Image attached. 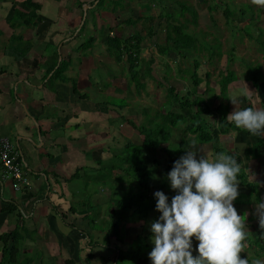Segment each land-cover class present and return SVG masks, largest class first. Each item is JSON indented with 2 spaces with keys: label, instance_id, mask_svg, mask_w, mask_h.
<instances>
[{
  "label": "trees",
  "instance_id": "16d2710c",
  "mask_svg": "<svg viewBox=\"0 0 264 264\" xmlns=\"http://www.w3.org/2000/svg\"><path fill=\"white\" fill-rule=\"evenodd\" d=\"M154 1L156 0H152V2ZM158 1L163 2L164 0ZM3 2L14 3L15 0H0V6ZM109 2L114 5L112 6L113 9L107 6ZM178 2L180 4L178 14L183 16L185 12H189L191 14L190 19L184 18V21L175 23L174 21H178L176 20L178 16L173 12H165L159 14V16L161 18L164 17L165 20L159 22L157 28H155L153 24H149L146 34L134 28L133 31L127 30L125 26L135 25L137 20L142 18L139 16L137 19L128 18L118 22V24L115 25L116 28L123 23L125 26H123L121 32L117 34L113 33L115 29L114 26H106L104 32L101 34L103 35L102 41L106 44L109 53L114 55L116 61L125 60L128 63V69L131 75L130 79L136 82V88L138 90L145 86V83L141 82L139 77L142 79L150 77L155 80L159 86L165 88L166 96L164 103H166L165 107H167L164 112H161L159 110L160 108L156 109L157 113L153 116L155 120L152 118V120L147 123L148 125H138L124 115L119 116V120L121 122L123 121L122 123L126 122L132 125L138 132V135L134 138L139 142L136 143L127 139L125 142L117 144V146H121L118 153L106 159H99L96 161L97 174L102 177H105V175L106 177L108 176L106 179H101L100 183L106 186L109 184L110 186L112 184L117 185V194H115L114 197L112 192L109 197L108 202L110 204L108 203V206L112 210L109 212V219L104 222L106 233L103 241L106 248L114 252V256L109 263L101 262V264H136L137 261L141 259H149L148 252L149 250L151 252L154 248V245H150L148 242V239L152 236L151 230H146L145 222L142 223L139 228H136L137 232L129 241L131 245L125 244V232L128 231V228H131L126 226V222L134 223L140 219L143 220L147 218L152 209L156 208L157 198L153 191L155 189L163 192L168 191L169 203H171L172 197L177 193H175V190H170L171 184L167 178V173L172 170L174 162L184 155V139L187 138L188 135H193L195 141L200 144L213 143L215 154L219 152L229 154L226 148L213 142L215 130L221 135H228L230 131H243L246 135L251 134L247 130L237 128L226 119L227 115L235 110L232 101L228 99L227 93L229 84L236 80V72L228 67L225 68V71L220 72L218 91L210 84V72L205 73V79L198 74V69L201 65L199 59L200 51H206L208 62H213L214 59L221 56V44L218 37L215 36V38L209 41L204 38V35L199 39L195 33L188 32V23L191 22L195 24L198 14L191 5L186 4L184 1ZM197 2L200 3L202 0H197ZM83 3L84 1L77 0L76 6L81 8ZM120 3L121 0H91L89 1V5L92 7L88 8V12L111 11L115 14V18L119 20L115 12L117 5ZM254 5L255 4L242 3L240 6H235L231 2L228 3L225 0H213L212 3L207 5V9L212 12L215 8L222 7L225 24L229 27L232 36L238 35V37L242 38L243 35H246L250 39H254L257 43L256 47L258 52L264 57V28L256 25V20L260 17L259 11L262 10L264 13V6H260L257 8L258 11H256V9L254 10ZM40 9L41 2L39 0H22L19 5H15L11 9V15L7 19L9 27L12 29L21 27L36 28L40 22L46 19L39 14L38 11ZM171 19L173 21H170ZM234 19H236L238 23L244 22V25L240 26L239 24H233L232 22ZM48 23L49 22H47V25ZM50 24L51 22L49 25ZM213 24H215V22ZM87 25L85 20L80 25L79 29L76 25L74 32L70 34V37H73L72 40L76 39L77 36L80 37L85 33L84 31L87 32ZM159 28L165 29V42L157 45L159 54L166 55L169 51V53L173 52V54H177L182 61L193 59L192 65H188L185 68L180 67L179 69L178 75L180 78L187 80L193 85L185 94L181 95V90H178L179 86L171 85L167 76H164L165 78L163 79H159L158 76H155L153 65L156 58L154 56L147 60L140 58L142 49L141 42L146 36L150 37L149 39L151 40L153 35L155 36V34H157ZM253 30L256 31V36L253 35ZM63 39H65V37L62 38L60 42H63ZM95 40L96 37H89L86 41L80 42L74 50L81 51L80 55H83L85 51L94 44ZM8 41L11 45L7 47V52L9 51L8 53L10 56H13L15 59L20 60L23 57L29 56L28 54L31 52L33 55L36 54L31 48L33 42L31 38H24L21 33H12ZM52 44L51 41L47 42L44 49L52 46ZM232 45L234 46V44ZM233 46L231 50L228 51L226 66L234 60ZM43 51L41 56L45 57L46 55L43 54ZM60 56V53L54 49L53 53L47 56V59L42 64H37L41 72L40 79L45 80L49 76L47 79L49 82L60 81L64 82V84L70 83L72 93L78 94L79 97H85L86 95L80 93L77 78L69 76L66 73L70 67L71 59L61 56L60 61H58ZM240 60L241 64L244 66L243 80H245L248 85H251L253 92H251L248 97L242 96V102L238 103L239 108L242 109V105L245 104L243 108L254 107L264 109V102L259 100L261 90L264 91V87L262 86L264 83V71L262 70L264 60L263 63L242 58H240ZM139 66L141 69L136 70V67ZM7 69L8 66H0V73L7 71ZM202 83L205 85L204 89L201 92H197V88ZM111 106L114 107V110L115 105L110 104V107ZM210 117L213 118L212 121ZM75 127L74 125V128ZM177 131L181 132V138L179 137V143L177 144L178 149L172 150L170 144L175 140ZM114 138L116 137L112 139ZM112 144L114 145V142L109 144V146H112ZM262 149H264V137H259L257 141L250 144L244 150V154L247 158L251 156L259 159ZM214 152H212V155H214ZM46 155L47 157L53 156L51 153H47ZM238 163L241 165V162L238 161ZM84 168L85 166L77 168L72 176L66 180H79L81 175H83L82 170ZM241 171L238 174L239 184L246 188L253 187L254 183L246 179ZM112 176H116V182L112 180ZM84 178H86V174ZM122 181L127 183V187L122 184ZM125 191L129 193H124ZM121 194H128L129 196H122ZM15 204V200H11L4 211L8 215L14 213L17 211ZM235 205H239L238 201H235ZM68 211H73L72 207H70ZM92 213L93 215L91 217L84 215L86 218L88 217L90 219L89 223H91V221L96 222V218L99 214V207H97V209L92 208ZM59 215L66 225L70 228L74 227L73 222H68L66 220L67 216L65 212H59ZM257 226H259V222ZM100 228H103V225H101ZM112 235L115 236L117 242L125 244L126 247L118 243L114 244L112 248L109 247V239ZM24 237L26 236L21 232V226L17 223L13 229L0 233V241L2 242L0 264H29V262H31L32 259H29L27 255L28 252L24 251V245L22 243ZM88 238L90 239L89 244L94 245L95 248L98 242L93 241L92 235H88ZM193 238L195 239V237ZM246 243L255 244L254 246L258 247L257 249L259 252H264V237L258 236L256 239L247 237ZM92 249L93 248H91L84 257L87 262L94 257L93 252H91ZM21 255H23V258ZM65 263L73 264L74 262L69 258L65 259ZM249 264H253V262H249Z\"/></svg>",
  "mask_w": 264,
  "mask_h": 264
},
{
  "label": "rangeland",
  "instance_id": "374dc122",
  "mask_svg": "<svg viewBox=\"0 0 264 264\" xmlns=\"http://www.w3.org/2000/svg\"><path fill=\"white\" fill-rule=\"evenodd\" d=\"M17 1L16 4L19 5L21 0H15ZM75 0H60L58 2H55V7L50 8L49 6L46 8L47 18L43 20V22H40L39 25L34 28H15L12 29L9 27L7 19L11 15V8L14 6L13 3L10 2H3L4 4V10L0 11V46L3 45L1 52L5 54V58L3 59V63L5 65H8V69L11 70L12 67H16L17 61L13 60V56H9L10 54L7 52V47L11 45V43L8 41L9 36L12 33L19 34L21 33L24 38H31L32 42V49L36 52L35 55L33 53H29V57L34 59L40 58L41 52L44 50L45 44L49 41H51L53 44L51 46L52 50L55 49L57 43H60V40L64 37H66V41H64V45L67 49L64 50V57L71 59L70 67L67 70V75L78 78L79 71L84 70L82 72V80H80L78 83V87L80 90V93L86 95L85 97H79L78 94L72 93L70 89V83H67V90H64V121L66 122L67 119H69V127H66L67 130L64 131V134H67L68 131L74 130V126H71V123L73 122H82V121H89L90 126H88V130L93 133L94 130L99 131L100 133L97 135V137H94V141L90 140V143H95V150L89 154L90 160L85 161V156L81 157L78 162L74 163L73 161L71 164V171H74L79 164H85L88 168L85 166V168L82 170L83 175H81L80 179H73L70 181V184L74 186L76 190L73 191L72 187V197L70 196V192H66L64 190V207H68L67 204L69 203V206H73L72 210L74 212H78L80 210L79 206L85 203V210H87L88 207L95 208L99 207V214L96 218V222L91 221V223L88 224L89 218H87V221H84V223H81V220L86 217L83 216L84 213H82L83 218H81V215H72L70 212H66L67 219L73 220L75 224H78L79 227L83 226L84 228H95V233L98 231L99 233H96L95 236L92 234V238L95 242H98V245L96 248H94L93 255L94 257L90 259V261L85 260V256L88 253L89 249L91 247H87L88 243H86L85 240L82 241V247L84 248L82 252H80L79 257H77L76 254L67 252H60V254L57 253H50L46 252L45 246L37 240V235L34 233V231H31L33 229L27 228L26 230L29 231V235L34 237L36 240L35 248L31 250V252H28L30 254H27L29 256V259L31 260V264H66L65 259H72L73 264H101V262L109 263L112 261L114 252L109 250V248H106V245L103 244V237L106 233V227H104L105 220L109 219V212L112 210L108 206V201L111 193L113 192V196L115 197V194H117V185L110 184L108 186L103 185L100 183L101 179H106V177L99 176L96 172L97 163L96 161L99 159H106L113 154L118 153L120 145L117 146V144H120L122 142H125L127 139L130 141H134L138 143L139 141H136L134 137L138 135V132L132 127V125H129L128 123L124 122L122 123L119 120V116L124 115L129 120L133 121L135 124L138 125H146L148 122H150L155 116L156 109H159L161 112L165 111L166 103L165 102V96H166V90L164 87L159 86L155 80H153L150 77H145L142 79L139 77L140 81L145 83V86L141 89L136 88V82L130 79V72L128 69V63L125 60L116 61L114 55L109 53L108 48L106 44L102 41L101 35L104 32V29L106 26H114L118 24V22H121L122 20L132 18L137 19V17L141 16L142 18L138 19L136 24L133 26H125L124 23L121 24V29L118 27L113 30L114 34H117L121 32L123 26L127 28L129 31H133V28L136 30H140L141 33L146 34L148 30V25L153 24L155 28H157L159 22L164 21V17L161 18L159 16L160 13L165 12H173L175 15L178 16L175 23H179V21H184V18H191V14L189 12H185L183 16L178 14L179 11V2L178 1H184L186 4L191 5L198 14L197 22L195 24L188 23L187 31L193 32L196 34L197 38H202L204 35L206 40H212L213 38L218 37L219 42L221 44V56L214 59L213 62H208L207 53L205 52H199V59L201 62L200 68L198 69V74L205 79V73L210 72L211 76L209 77V81L211 86L215 87L218 91V79L220 77V72L225 71V68L228 67L231 70H234L236 72V80L229 84L228 86V93L227 96L229 97L231 94H237V105H234L239 110L238 103L242 102V97L238 95L239 91L241 89L247 88L248 89V95L253 92V88L251 85H248V83L243 80V70L244 66L241 64L242 59L251 60L254 62L263 63L264 57L260 52L257 50V43L254 39H250L248 36L243 35L242 38L237 36H232V33L225 24V18L223 15V9L222 7L215 8L212 12H210L207 9V5L212 3L213 0H206L198 3L197 0H164L161 1H154L152 0H121V3L117 5L116 7V15L119 20L115 18V14L111 11L107 12H99L98 15L96 13L91 15V12L87 13V17L84 19L87 25V32L82 34L80 37L77 36L76 39L72 40L68 39L70 38V34L74 32V25L76 23H82L84 20L82 19V9L84 12V5H82V9L78 6H75L74 4ZM111 1V0H110ZM151 1V2H150ZM226 2H231L235 6H240L242 3H249L253 4L252 0H225ZM40 2H43V0H40ZM64 2L66 5H64ZM108 2V1H107ZM44 6V3H43ZM47 5H45L46 7ZM110 9H113L112 6H114L112 3H108L107 5ZM44 7V8H45ZM56 7H59L56 8ZM72 7L75 8L77 19L76 22L69 20L70 16H72ZM260 6L254 5V10L259 8ZM65 8V10H64ZM71 10V11H70ZM88 8L86 9V11ZM41 13L44 14L43 7L42 10H40ZM69 12V14H67ZM44 14V15H45ZM90 14V15H89ZM260 17L258 20H256V25L264 28V13L262 10L259 11ZM212 17H211V16ZM49 18V19H48ZM170 21H173L172 19ZM47 22H51V24L47 25ZM215 22V24H213ZM66 23V25L64 24ZM81 23V24H82ZM233 24H239L240 26L244 25L243 23H238L236 19L232 22ZM47 26H46V25ZM64 25L66 26L64 28ZM253 35L256 36L257 33L255 30H253ZM96 37V40L94 41V44L85 51L89 53L90 58H84V69H81L82 62H77L78 60L75 59L79 57L81 51L74 50L80 42L86 41L89 37ZM150 37L146 36L143 41L141 42V52H140V58H144L145 60L149 59L150 57L154 56L156 58V61L154 62L153 68H154V74L155 76L160 78H165L164 76H167L169 79V82L171 85H177L178 90L180 91V94H185L187 90L191 89L193 85L189 83L187 80L181 79L179 74L180 67L185 68L188 65H192L193 59H187V60H180L177 54H173V52L169 51L166 55H161L158 52V44H163L165 42V29H158L157 34L155 36L153 35L152 39H149ZM68 39V40H67ZM153 40V41H152ZM62 43V42H61ZM234 44V46L232 45ZM232 46L234 47V60L232 63L228 64L226 66V60H227V54L228 51L231 50ZM50 47V46H49ZM53 49V50H54ZM50 50H46V53ZM83 53V52H82ZM27 57V56H26ZM63 57V58H64ZM35 58L34 61L37 59ZM68 58V59H69ZM42 59V56L39 60ZM61 56L58 58V61H60ZM26 60V61H25ZM77 60V61H76ZM20 61V69L21 72H30L33 68H35V63L33 60H30L29 58H22ZM141 69L140 66L136 67V70ZM262 70L264 71V66L262 67ZM79 75V76H78ZM264 87V83L262 84ZM205 85L202 83L198 88L197 92H201L204 89ZM68 95V96H66ZM85 98V99H84ZM229 99V98H228ZM255 99V98H254ZM260 101L264 102V91L261 90L260 93ZM92 101H97L101 103H106L107 111L102 113H89L91 116L85 115L84 113H81L83 111L84 105L86 103H89L92 105ZM258 101V102H260ZM105 104V105H106ZM110 104L115 105L114 107H110ZM245 105V104H244ZM242 105V109L243 106ZM110 107V109H109ZM46 111V112H45ZM52 109H44V113L51 112ZM76 113V117L79 115V118H73L72 115ZM24 116L28 115L27 109L24 111ZM68 117V118H67ZM94 119H93V118ZM91 120L94 122V126L91 122ZM111 120V121H110ZM155 120V118H153ZM210 120L212 121L213 118L210 117ZM96 121V122H95ZM67 122V123H68ZM121 122V125L119 126ZM89 125V123H88ZM92 125V126H91ZM148 125V124H147ZM81 132V130H79ZM124 133H123V132ZM90 132H86V134H91ZM230 135H221L217 130L214 131L215 138L213 140L214 143L218 145H226L227 143H230L233 141L234 136L236 135L235 131L232 133L230 131ZM177 135L175 137V140L173 143H171L170 147L172 150H177L178 143H179V137L181 138V135L179 131L176 132ZM235 133V134H234ZM72 134H76V132H72ZM84 133V135H86ZM234 134V136L232 135ZM78 135V134H76ZM111 136V138H110ZM113 137H116L112 139ZM257 136L251 135L250 137V143H253L256 140ZM67 139V138H66ZM79 141V139H78ZM184 153L188 150L192 142H195L199 145H196L199 150L206 154L209 158H213L215 156L213 143H198L195 141L193 135H188L187 138L184 139ZM109 142H114V145L108 146ZM110 143V144H111ZM82 146L80 145L81 150ZM87 147V146H86ZM177 148V149H176ZM88 149V148H87ZM110 150V151H108ZM67 149L64 150V155L66 154L68 156V153L66 152ZM70 151V150H68ZM212 152H214V155L212 156ZM76 155L77 158H79L77 153H73ZM201 153H199L200 155ZM199 155L197 158H199ZM73 158V157H72ZM84 159V160H83ZM66 160V158H64ZM66 166V165H65ZM64 166V175L68 172V170ZM151 167V166H150ZM119 172V171H118ZM68 174V173H67ZM86 174V178H84V175ZM245 176V175H244ZM113 177V176H112ZM111 177V178H112ZM246 177V176H245ZM247 179V178H246ZM115 182L117 181L116 176L112 178ZM126 181V180H125ZM125 181H122V184H124L127 187V183ZM244 181V180H243ZM244 183V182H243ZM114 185V186H113ZM65 186V184H64ZM244 191V194H239L237 199H240V202H244L247 204V206H251L250 209H254L256 211V204H259V200L257 197H260V200L264 201V180H260L254 183L253 187L245 188L240 187ZM127 189V188H125ZM171 191H174L170 187ZM156 192L157 190H153ZM240 191V192H241ZM239 192V193H240ZM124 193H129L128 191H125ZM164 193L168 196V191H164ZM177 193V192H175ZM74 195V196H73ZM122 196L128 195V194H121ZM129 196V195H128ZM68 202V203H67ZM261 202V201H260ZM234 206L237 207L235 205ZM110 204V203H109ZM237 209V208H236ZM68 210V209H67ZM238 211V210H237ZM84 212V211H83ZM244 213V212H243ZM245 214V213H244ZM86 216L91 217L93 213L88 212L85 214ZM160 217V212L154 208L151 210L147 218L142 220V223L145 222V228L150 229V225L153 221L158 220ZM87 223V224H86ZM140 221L136 223H127L128 228L126 233V241L125 244L131 245V242H129L133 235L137 232V229L141 225ZM25 223L24 225H26ZM101 225H103V228H100ZM68 226V225H67ZM99 229V230H97ZM34 234V235H33ZM27 237V234H24ZM26 237H24L22 243L25 246ZM85 237V236H83ZM152 237V236H151ZM148 242H153L152 239H148ZM1 243V242H0ZM109 247L113 246L114 244L119 242L116 241V238L114 235H112L109 239ZM199 241L193 238L192 244H193V255L197 256L199 253L197 251ZM106 244V243H105ZM125 244H120L123 247H126ZM153 244V243H152ZM247 244V243H246ZM1 245V244H0ZM128 245V246H129ZM151 245V244H150ZM154 245V244H153ZM255 244H247V247L254 246ZM246 247V248H247ZM112 248V247H111ZM150 250L148 252L149 256ZM57 254V255H56ZM23 258V255H21ZM72 257V258H71ZM64 260V262H63ZM137 264H152V262L149 260H139Z\"/></svg>",
  "mask_w": 264,
  "mask_h": 264
},
{
  "label": "crops",
  "instance_id": "0c3cea01",
  "mask_svg": "<svg viewBox=\"0 0 264 264\" xmlns=\"http://www.w3.org/2000/svg\"><path fill=\"white\" fill-rule=\"evenodd\" d=\"M81 1H84L83 5H88V8L92 7L89 5V1L91 0ZM16 2L17 1L13 3L14 6L17 5ZM55 2L58 1L43 0V2H41L40 10H42L43 7L44 14H49L47 13L46 8L48 6L50 8L55 7ZM76 2L77 0L74 1L75 6ZM4 4L5 3L1 4L0 11L4 10ZM45 5L47 6L45 7ZM64 5H66L65 2ZM56 8L59 9V7ZM40 10L38 11L39 14L44 18H47L46 14L44 15ZM71 10L72 16H70L69 20L76 22L77 10L73 7ZM103 12L107 11H101V13ZM83 13L82 9V15ZM87 13L88 10L86 11L85 18L87 17ZM94 13L98 15L99 12H91V15ZM67 14H69V12ZM81 23H76L74 27L77 25V28L79 29ZM64 24L66 25V23ZM65 25L64 28L66 27ZM118 28L121 29V27ZM71 38L73 37L68 39ZM64 41H66V37L63 39V42ZM63 42H60L55 47V50L58 51L61 56H64V50L67 49ZM3 47V45L0 46V66L6 67L8 65L3 63L5 54L3 51L1 52ZM50 49L51 46L44 49L45 51H43V54L46 56H42L41 60H39L41 56L39 59L35 56L37 59L36 61H34L35 58L32 59L29 56L24 57L33 60L35 63V68L32 69L31 73L21 72L20 63H22V61H20L21 59H15L14 57L13 60H15V62L17 61V66H13L11 70L7 69V71L0 73V136L9 137L13 146L21 152L30 179V184L28 186L19 190H14L11 186V180L9 178L1 177L2 168L0 167V233L13 229L17 223L21 226V232L23 234L27 233L24 251L31 252V250L35 248L36 240L34 237L30 236L28 234L29 231L26 230L29 228L33 229L31 231H34L37 235V240L45 246L46 252L57 254H60V252H67L68 254H76L77 257H79L80 252L84 249L82 247V241L85 240V238L86 243H88L86 246L93 248L91 252L94 251V245L89 244L90 239L88 238V235L92 234L95 236V234L99 232L96 231L95 233V228H90L91 230H89L83 226L79 227V225L75 224L73 220L66 219L68 222L70 221L74 223V227L70 228L59 217V212H65L66 214V212H69L67 209L71 207L68 202V207H64V196L66 197L64 190L70 192L71 198L73 194L72 189L73 191L76 190L74 186L70 184L72 179H70V181H67L66 179L71 177L77 168L86 166L85 164H79L74 171H71L70 163L72 161L77 163L83 156H85V161L91 159L89 154L95 150V143H90V140H92V142L94 141V137H97L100 133V129L99 131L94 130L92 133L88 130V126H90L89 121H82L81 123L77 121L71 123V126H76L75 129L64 134V131L68 129H66V127L70 126V123L68 122L70 117H67L68 119L66 122L64 121V90H67V86H65L67 84L60 81L49 82L47 81L49 76L45 80H41V72L37 67V64H42L47 59V56H50L53 53L54 48L52 50ZM46 50L50 51L46 53ZM85 54H81L79 57L75 58L78 60H76L77 62L83 63L81 69H84V64H86L83 59L90 58L88 52ZM79 72L80 76L78 75V82L84 77L82 76L84 70H80ZM106 106L105 103L92 101V105L89 103L84 105L86 108H84L81 113L88 116H91L89 113H92V115L93 113H102V111H107ZM45 108L52 109V111L46 114L44 113ZM26 109L28 115L24 116L23 113ZM72 117L78 119L79 115L76 117L75 113ZM93 121L91 120L94 126ZM79 130H81V132ZM74 131L78 135H73L72 132ZM87 131L91 134L87 135ZM233 132L234 131H232V133ZM84 133L86 135H84ZM230 133L228 135H230ZM235 133L236 135L234 136ZM235 133L232 134L234 136L233 141L226 145L222 144L221 146L227 149L229 152L227 155H233L238 158V161L241 162L240 166L243 171H241V173L245 175L249 181L255 183L264 180V149L261 150L259 159L251 156L247 158L244 154V150L252 144L250 143V137L252 134L246 135L243 131H235ZM259 137L264 136H257L255 141H257ZM81 144L84 145L82 146V149L84 150H81ZM109 144L110 142L108 143V146ZM65 149H67L66 152L68 153V156L66 154L64 155ZM47 153H51L53 156L47 157ZM73 153H77L79 158ZM64 158H66V160H64ZM87 163H89V161ZM64 166L68 170V174L66 173V175H64ZM241 186L245 187L239 184V192L242 190L240 188ZM244 191H241L240 194L243 195ZM261 197L262 196L257 197L259 204L264 202L263 200H260ZM11 200H15L17 211L8 215L4 210ZM235 201H238L239 203V205H236L238 213L244 216L248 225V237H251V239H256L258 236L264 237V230H261L260 227L257 226L259 221L256 211L250 209L251 206H247L243 201L240 202V199H236ZM83 206H85V203L82 205L80 204V210L77 213L70 211L71 216L79 214L81 215V218H83L87 212L88 214L92 213V208L88 207L87 210H85ZM72 208L74 207L72 206ZM82 213H84V215ZM87 218H83L81 223L87 221ZM139 221L142 224V219L136 222ZM25 223L27 224L24 225ZM149 239H152V237ZM149 243L152 244L153 242ZM0 244L1 252L2 242ZM257 248V246L247 247L245 251L241 253L242 258H248L251 263L257 259L264 261V252H259ZM149 260L151 261L150 257L148 261ZM138 262L139 261H137V263ZM29 264H31V262H29Z\"/></svg>",
  "mask_w": 264,
  "mask_h": 264
},
{
  "label": "clouds",
  "instance_id": "9594fccd",
  "mask_svg": "<svg viewBox=\"0 0 264 264\" xmlns=\"http://www.w3.org/2000/svg\"><path fill=\"white\" fill-rule=\"evenodd\" d=\"M252 3L264 6V0ZM238 95L248 97V89H241ZM228 98L237 105V94ZM226 119L253 136H264L262 108L235 107ZM196 145L192 142L167 173L171 188L177 192L171 203L163 191L154 193L161 215L150 225L152 264H249L248 258L241 256L247 247L248 225L233 203L240 194V163L223 152L209 158ZM256 215L264 230V202L256 204ZM193 237L199 241L197 256L192 251ZM253 264L264 261L257 259Z\"/></svg>",
  "mask_w": 264,
  "mask_h": 264
},
{
  "label": "built area",
  "instance_id": "2783aa9c",
  "mask_svg": "<svg viewBox=\"0 0 264 264\" xmlns=\"http://www.w3.org/2000/svg\"><path fill=\"white\" fill-rule=\"evenodd\" d=\"M0 167L1 177L9 178L14 190L25 188L30 184L22 154L7 136H0Z\"/></svg>",
  "mask_w": 264,
  "mask_h": 264
},
{
  "label": "water",
  "instance_id": "95a60500",
  "mask_svg": "<svg viewBox=\"0 0 264 264\" xmlns=\"http://www.w3.org/2000/svg\"><path fill=\"white\" fill-rule=\"evenodd\" d=\"M83 8H84V13H83L84 15H83V18L82 19L84 20L85 19V16H86V9L88 8V5H84Z\"/></svg>",
  "mask_w": 264,
  "mask_h": 264
}]
</instances>
